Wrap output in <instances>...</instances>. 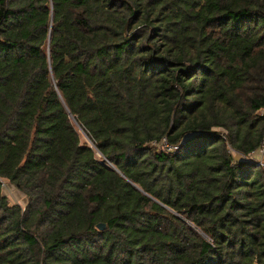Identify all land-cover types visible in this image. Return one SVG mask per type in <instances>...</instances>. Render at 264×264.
Instances as JSON below:
<instances>
[{
	"label": "trees",
	"instance_id": "16d2710c",
	"mask_svg": "<svg viewBox=\"0 0 264 264\" xmlns=\"http://www.w3.org/2000/svg\"><path fill=\"white\" fill-rule=\"evenodd\" d=\"M262 110L264 0H0V264H264Z\"/></svg>",
	"mask_w": 264,
	"mask_h": 264
},
{
	"label": "built area",
	"instance_id": "2783aa9c",
	"mask_svg": "<svg viewBox=\"0 0 264 264\" xmlns=\"http://www.w3.org/2000/svg\"><path fill=\"white\" fill-rule=\"evenodd\" d=\"M261 115H264V110L261 111ZM162 147L167 152H174L178 149L177 146H171L168 144L166 140L162 142ZM246 160L250 162H254L258 167L264 170V142L258 150L250 153L248 156L244 157Z\"/></svg>",
	"mask_w": 264,
	"mask_h": 264
},
{
	"label": "rangeland",
	"instance_id": "374dc122",
	"mask_svg": "<svg viewBox=\"0 0 264 264\" xmlns=\"http://www.w3.org/2000/svg\"><path fill=\"white\" fill-rule=\"evenodd\" d=\"M260 114L262 113L260 112ZM3 194L9 199L11 204H19L24 207L27 203V197L8 182L3 185Z\"/></svg>",
	"mask_w": 264,
	"mask_h": 264
},
{
	"label": "water",
	"instance_id": "95a60500",
	"mask_svg": "<svg viewBox=\"0 0 264 264\" xmlns=\"http://www.w3.org/2000/svg\"><path fill=\"white\" fill-rule=\"evenodd\" d=\"M98 228H99L100 230H104V229L106 228V225L103 224V223H101V224L98 225Z\"/></svg>",
	"mask_w": 264,
	"mask_h": 264
}]
</instances>
